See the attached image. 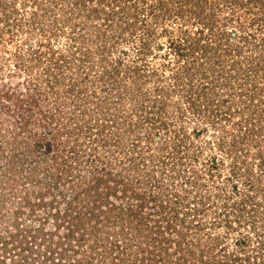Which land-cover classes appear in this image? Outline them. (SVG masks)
I'll use <instances>...</instances> for the list:
<instances>
[{
	"label": "rangeland",
	"instance_id": "rangeland-1",
	"mask_svg": "<svg viewBox=\"0 0 264 264\" xmlns=\"http://www.w3.org/2000/svg\"><path fill=\"white\" fill-rule=\"evenodd\" d=\"M0 241L264 264V0H0Z\"/></svg>",
	"mask_w": 264,
	"mask_h": 264
},
{
	"label": "trees",
	"instance_id": "trees-1",
	"mask_svg": "<svg viewBox=\"0 0 264 264\" xmlns=\"http://www.w3.org/2000/svg\"><path fill=\"white\" fill-rule=\"evenodd\" d=\"M75 82V81H74ZM55 83H59V80L58 79H55ZM61 84V83H60ZM75 84V86L73 85V84H71L69 87L71 88L72 87V89L70 90V92H73V87H76V85L78 84L77 83V81L74 83ZM68 87V88H69ZM67 88V89H68ZM49 147H50V145L49 144H47V148L49 149ZM12 156H11V164H15V162H17V161H19L18 160V158H17V155L15 154V150L14 149H12ZM99 179V178H98ZM88 191V190H87ZM140 207H142V204L141 205H139ZM160 206H162L161 204H160ZM128 207H131V206H128ZM128 209H130L129 211H132L131 209L132 208H128ZM140 209V208H139ZM128 211V210H127ZM53 215H55V212H54V214ZM176 218V217H175ZM174 218V219H175ZM16 231V235H14L13 236V238H15L16 239V237L18 236V233H20L19 232V230L18 229H16L15 230ZM137 231H143L139 226H138V228H137ZM12 239V238H11ZM10 239V240H11ZM33 239H34V237H33ZM2 241H0V244H1V247H6L7 245H8V242L7 241H3L2 243H1ZM14 241H12V243H13ZM13 245V244H12ZM16 245L17 246H19V247H17L16 248ZM158 245H159V243H158ZM160 246V245H159ZM14 249H16V250H18V253L17 254H15V255H13L10 259L12 260L11 261V264H33V262L35 261V259L34 258H37V257H35L34 256V254L36 253L33 249H32V247H28L26 244H24V243H19V244H14L13 246H12ZM157 247V246H156ZM161 247V246H160ZM27 255H29V256H27ZM43 256L44 255H46L45 253H43L42 254ZM41 255L39 254L38 255V257H40ZM50 256H51V254H48V256H45V260H44V258H42L43 259V261H44V263H50V264H54V259L52 258H50ZM16 257H19V258H16ZM52 260V261H50V260ZM59 261L60 262H62V260H60L59 259ZM56 262V261H55ZM63 264H65L64 262H62Z\"/></svg>",
	"mask_w": 264,
	"mask_h": 264
}]
</instances>
